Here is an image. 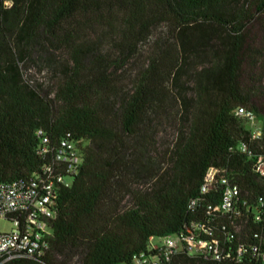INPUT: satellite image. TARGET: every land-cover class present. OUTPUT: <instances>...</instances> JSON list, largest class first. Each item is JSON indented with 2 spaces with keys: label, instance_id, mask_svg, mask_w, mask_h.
Wrapping results in <instances>:
<instances>
[{
  "label": "trees",
  "instance_id": "obj_1",
  "mask_svg": "<svg viewBox=\"0 0 264 264\" xmlns=\"http://www.w3.org/2000/svg\"><path fill=\"white\" fill-rule=\"evenodd\" d=\"M107 6L119 17L122 51L134 49L162 23L172 29L174 49L152 58L130 90L112 80L113 64L101 55L99 42L83 39L78 27L106 14ZM259 15H264V0H0V181L39 169V129L53 142L67 134L82 140L84 155L73 185L60 196L49 250L4 264H71L75 255L82 264H132V256L146 251L152 237L205 219V204L218 198L200 194L212 165L233 172L243 191L253 187L262 193L252 160L236 150L249 134L233 114L235 107L246 106L264 126L262 76L242 80L247 28ZM40 39L59 43L69 55L53 98L25 82L19 67ZM252 62L255 67L259 60ZM172 99L188 118L167 149V167L152 168L142 152L143 161L126 157L132 146L121 135L142 136ZM116 118L121 135L113 126ZM251 150L264 151V139L251 144ZM129 166L148 180V188H130ZM127 195L132 203L121 209ZM193 198L200 199L195 210L189 208ZM173 264L215 263L179 253Z\"/></svg>",
  "mask_w": 264,
  "mask_h": 264
},
{
  "label": "built area",
  "instance_id": "obj_2",
  "mask_svg": "<svg viewBox=\"0 0 264 264\" xmlns=\"http://www.w3.org/2000/svg\"><path fill=\"white\" fill-rule=\"evenodd\" d=\"M233 114L244 121L249 134L236 150L252 160L251 169L264 188V151L253 154L251 144L264 139V126L256 112L243 105ZM37 153L43 160L39 169L27 177L0 181V221L13 228L0 231V264L13 259L43 256L50 248L52 225L58 213L63 189L73 185L84 163L82 140L67 134L53 142L37 130ZM201 195H218L205 204V219L192 220L175 234L150 239L146 251L135 253L132 264H173L179 253L199 256L212 263L239 264L245 260L264 264V190L253 187L243 191L234 173L227 167L210 166L200 187ZM200 199L193 198L195 210Z\"/></svg>",
  "mask_w": 264,
  "mask_h": 264
},
{
  "label": "rangeland",
  "instance_id": "obj_3",
  "mask_svg": "<svg viewBox=\"0 0 264 264\" xmlns=\"http://www.w3.org/2000/svg\"><path fill=\"white\" fill-rule=\"evenodd\" d=\"M4 4L7 7L12 5L10 1H5ZM104 9L107 11L106 14H98L87 21L85 19L78 27L83 39L89 43H92L93 40L99 42L101 55L113 64L114 77L112 80H116L120 88L130 90L135 80L149 66L152 58L159 55L161 51L174 49L172 29L166 23H162L152 28L149 36L136 43L134 49L125 52L121 50V40L125 38L117 35V26L120 24L119 17L116 13H109L111 6ZM110 22L112 26L108 25ZM247 29L246 55H248V61L244 65L242 80H251L261 75L264 83V15H259L252 20ZM253 58L259 60L255 67L251 66L254 64ZM69 63V55L64 47H61L59 43L51 44V41L47 39H40L29 49L26 59L19 64V67L25 82L38 89L44 97L53 98L63 70ZM190 71L191 69L188 70L184 79L187 83L190 80ZM187 118L188 114H186L183 105L176 99H172L165 113L151 118L150 123L143 131V138V135L135 138L121 135L117 118L114 120L113 126L122 136L124 142L132 146L126 157L135 161H143V154H147L150 162L148 165L157 169L159 166L167 167V149L175 141L179 128L185 124ZM141 144H145V146H141ZM128 168L130 188L143 190L150 186L147 179L133 174L136 167L129 166ZM131 203L132 200L127 195L120 203V207L126 209ZM12 228L13 225L10 221H0L1 232H8ZM151 241L158 243L160 239L154 237ZM71 264H82L80 255H75Z\"/></svg>",
  "mask_w": 264,
  "mask_h": 264
}]
</instances>
